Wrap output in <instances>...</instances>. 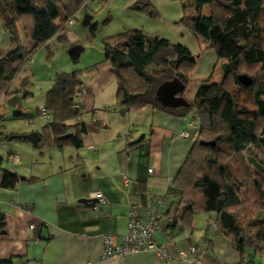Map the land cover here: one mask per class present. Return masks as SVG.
Masks as SVG:
<instances>
[{
	"label": "crops",
	"instance_id": "1",
	"mask_svg": "<svg viewBox=\"0 0 264 264\" xmlns=\"http://www.w3.org/2000/svg\"><path fill=\"white\" fill-rule=\"evenodd\" d=\"M149 3L158 7L153 0ZM182 18L177 11L173 20L160 18L161 31L141 30L147 32L148 39L158 37L170 44L182 45L195 63L204 52L203 63L206 69H211L217 62L215 53L204 50L206 46L184 27ZM72 27L73 24L59 39V36L54 38L70 47L81 48L78 56H74L76 63L69 59L57 68V73L81 72L82 85L73 100L83 129L79 135L80 146L38 145L39 142L33 145L17 139L0 142V170L11 171L18 178L13 188L0 186V264H166L149 251L101 261L102 235L112 234L120 240L126 233L132 210L144 225L149 223V210L159 215L156 221L159 231L153 241L172 255L195 246L205 252L203 264H264V254H255L251 248L240 252L229 238L212 227L207 228V220L213 217L210 214L199 218L196 215L190 227H182L180 223L168 227L181 209L175 205L176 198L167 194L198 137L199 125L191 116L177 117L149 107L117 106L115 76L105 58L103 39L100 44L87 45L81 39L87 34ZM35 55L31 65L38 69L46 59ZM29 68L26 83L32 89H13V94L0 99V118H6L10 111L14 112L15 119L35 112V116L47 124L39 110L46 105V93L54 75L48 77L46 87L38 90L33 83L35 75ZM34 120H28L26 127L32 126ZM42 128L43 125L40 131ZM3 131L7 135L35 132L40 136V131L36 130L8 131L5 126ZM184 132L188 133L187 137L182 136ZM141 136L142 141L133 144ZM96 192L108 203L98 208H94L97 203H80V200H93L91 196ZM156 199L164 200L166 205L156 206ZM168 264L186 263L171 261Z\"/></svg>",
	"mask_w": 264,
	"mask_h": 264
},
{
	"label": "trees",
	"instance_id": "2",
	"mask_svg": "<svg viewBox=\"0 0 264 264\" xmlns=\"http://www.w3.org/2000/svg\"><path fill=\"white\" fill-rule=\"evenodd\" d=\"M95 0H0V23L15 47L0 56V99L14 93L12 84L32 57L48 42L62 37L87 2ZM182 1V0H179ZM197 17H183L184 27L202 40L204 50H214L223 62L220 81H200L186 108H164L155 91L164 81L177 78L186 89L195 59L180 44L162 38H146L143 31H126L102 40L116 83V104L126 109L149 107L177 117L199 121L198 137L184 159L167 195L181 209L168 227H190L198 214H210L212 227L229 238L242 252L251 248L264 254V0H190ZM143 5L138 7L142 10ZM150 4H144L143 7ZM208 7L209 15L200 12ZM148 14L158 16L149 7ZM96 27L91 28L92 34ZM20 33L30 42L20 44ZM51 56L49 52L47 59ZM72 62L77 58L70 56ZM174 61L175 63L171 62ZM153 69L149 72V68ZM80 71L57 73L46 93L45 111L50 120L40 133L38 145L63 143L80 146L81 123H73L79 110L73 100L82 82ZM246 75L244 86L238 76ZM183 91V92H184ZM183 92L179 96H183ZM25 117V116H22ZM0 118V142L28 141L23 135L4 133ZM77 128L75 132L72 129ZM79 128V129H78ZM59 129V131H58ZM54 131L56 133H54ZM71 134L63 140L62 136ZM214 142V146L200 145ZM0 159V163H1ZM0 186L13 188L17 175L0 170ZM164 199V198H163Z\"/></svg>",
	"mask_w": 264,
	"mask_h": 264
},
{
	"label": "rangeland",
	"instance_id": "3",
	"mask_svg": "<svg viewBox=\"0 0 264 264\" xmlns=\"http://www.w3.org/2000/svg\"><path fill=\"white\" fill-rule=\"evenodd\" d=\"M137 3H134L136 2ZM146 1V2H145ZM150 0H95L87 2L86 6L78 12L73 22V29H79V33L87 34L86 37L81 38L83 42L87 43H96L100 44V41L104 38H111L126 31L139 30L147 33L142 28L147 29L148 32L156 33L162 30L160 18L162 17L165 20H173L177 14L181 13L182 17H197L198 14L194 10L191 5L190 0H153L154 3L158 5V7H154ZM150 4V8L155 9L159 15L152 16L149 15L147 8L144 4ZM143 5L142 10H138V7ZM181 11V12H180ZM202 17H207L209 15L208 7H204L200 12ZM96 27L95 32L90 34L91 28ZM85 36V35H84ZM20 44L24 46H28L30 42L26 40L23 35L20 33ZM155 38V37H154ZM200 42L206 46V44L200 40ZM67 45L64 42H58L55 38L52 39L47 47L40 49L36 53V57L42 56L45 59L44 65L39 64L38 69H33L31 62L29 63V70L35 75L33 83L37 84V89L42 87H46L48 85V77L54 75V80L57 73V68L62 67L64 62L68 63L70 57L69 52L74 47L68 46L65 51ZM84 46V45H83ZM15 47L14 41L11 39L10 34L5 31L0 23V56L9 50ZM203 50V46H202ZM212 49H210L211 51ZM209 51V50H208ZM215 55L216 52L212 50ZM51 52L53 55L50 60H47V56ZM201 57L198 58L197 63H195L192 72L187 77L186 89L183 92V96L187 101H191L194 98L195 92L199 85L200 81L208 80L212 78L214 81H220L223 73V62L221 60L216 63H213L211 69H206V66L203 62H205V53L201 52ZM34 57V56H33ZM32 57V58H33ZM83 55L81 56L82 59ZM198 57V54H196ZM217 57V55H216ZM203 59V60H202ZM38 60V58L36 59ZM40 62V61H37ZM196 62V61H195ZM200 65V66H199ZM74 66V65H72ZM27 68V70H28ZM153 69V67L149 68V72ZM27 70L18 75V77L14 80L12 84L13 89L26 88L31 90V86L26 83V73ZM38 71V72H37ZM73 71V70H71ZM31 78V77H30ZM81 78V77H80ZM54 80L52 85L54 84ZM52 87V86H51ZM37 91V90H36ZM24 97V96H23ZM22 97V98H23ZM38 100V99H36ZM34 105V104H33ZM36 109V108H35ZM14 112L10 111L8 115H6L4 125L6 126V130H16L20 131H40L41 126L45 127L47 124L44 123L43 120L37 118L35 116V112L32 113L31 116L13 118ZM30 119H35L32 126L26 127V122ZM194 123L198 126L199 121L195 118ZM48 123V122H47ZM30 124V123H29ZM43 129V128H42ZM42 129L40 133H42ZM205 214H198V217H202Z\"/></svg>",
	"mask_w": 264,
	"mask_h": 264
},
{
	"label": "built area",
	"instance_id": "4",
	"mask_svg": "<svg viewBox=\"0 0 264 264\" xmlns=\"http://www.w3.org/2000/svg\"><path fill=\"white\" fill-rule=\"evenodd\" d=\"M72 21L67 23V29L72 26ZM74 108H78L74 105ZM40 117L49 121V115L44 108L39 110ZM76 123H80V116L77 117ZM192 124L190 123L189 126ZM183 137H187L188 133H182ZM92 150L95 151L94 148ZM149 173H152L149 170ZM126 180V178L124 177ZM96 200L94 208H98L99 205L107 204V199L100 193L96 192L91 196ZM154 204L158 207L165 206L166 203L162 199L154 200ZM147 216L149 223L144 225L136 217L135 212L132 210L129 212L126 233L121 236L120 240L117 236L112 234H104L101 237L102 254L101 261H108L117 258L124 257L128 254L137 252H154L160 261L168 264L171 261H180L186 264H203L204 250L195 246L185 247L177 252L176 255L170 254L165 248L158 246L153 241L154 234L159 231V227L156 225V221L159 219V215L151 210L148 211ZM171 221V220H170ZM213 227V224H212ZM35 226H30V229H34ZM263 264V263H262Z\"/></svg>",
	"mask_w": 264,
	"mask_h": 264
},
{
	"label": "water",
	"instance_id": "5",
	"mask_svg": "<svg viewBox=\"0 0 264 264\" xmlns=\"http://www.w3.org/2000/svg\"><path fill=\"white\" fill-rule=\"evenodd\" d=\"M81 50L80 47H73L69 54L72 56H78L79 51ZM239 81L244 85V86H249L251 85V79L247 77L246 75H240L238 76ZM184 91V85L182 82H180L177 78H173L172 80L169 81H164L161 83L156 91H155V100L164 108H186L189 106V103L187 100L179 96ZM71 137V134H67L62 136L63 140H66ZM23 138L28 140L31 144L36 145L39 140L40 136L35 133L31 132L28 134L23 135ZM143 139V136L138 138L136 141L133 142V144H138L141 142ZM200 145H208V146H214V142H204L200 141ZM80 203L82 204H94L96 203V200H80Z\"/></svg>",
	"mask_w": 264,
	"mask_h": 264
}]
</instances>
